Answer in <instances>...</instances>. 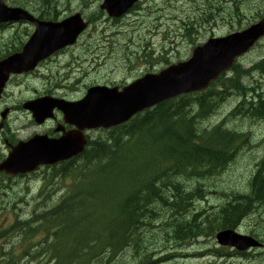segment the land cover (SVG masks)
<instances>
[{
  "label": "trees",
  "instance_id": "obj_1",
  "mask_svg": "<svg viewBox=\"0 0 264 264\" xmlns=\"http://www.w3.org/2000/svg\"><path fill=\"white\" fill-rule=\"evenodd\" d=\"M8 1L31 10L41 19L57 18L65 8L57 0ZM196 1L202 4L200 11L187 22L181 21L184 27L180 34L193 46L200 40L201 30L219 20L228 22L232 30H243L262 17L261 12L247 15L243 5L249 0ZM140 8L141 4L134 9ZM119 35L120 40H134L123 34L113 36ZM164 38L167 40L166 36ZM114 51L110 50L106 60L118 63L122 59L133 68L132 56H120ZM153 53L151 50L144 57L152 59ZM157 59L169 64L163 55ZM242 77L234 68L232 76H221L207 91L165 101L137 115L127 130H124L126 127L116 129L112 143L97 142L91 153L86 155L85 152L80 163L65 164L55 174L73 179L67 196L59 205L49 208L50 195L41 204L44 211L33 210L31 220L21 219L13 225L16 234L23 233L25 240H31V247L13 254L8 264H20L27 257L26 264H29L32 258L40 256L45 258L46 264H117V258L128 250L134 251V261L142 263L141 260L152 253L154 244L150 236L171 227L169 222L166 227L156 226L168 218L163 212L173 219L175 215L182 216L174 225L175 241L185 243L197 238L205 230L202 223H197L199 216L189 222L183 218L188 216L192 202L198 199L201 185L192 193L186 190L185 182L212 179L223 173L235 153L238 154L242 135L223 125H204L217 114L231 92L244 96L243 104L246 103L251 89L244 85ZM254 96L247 102L253 116L263 109L261 102L259 107L255 105ZM262 165L263 162L260 167ZM262 173L264 171L258 172L252 180L253 190L249 196L242 197L241 206H233L231 214L223 210L215 215L209 222L211 232L234 227L246 211L251 210L252 203L264 202ZM18 210L22 212V208Z\"/></svg>",
  "mask_w": 264,
  "mask_h": 264
},
{
  "label": "water",
  "instance_id": "obj_2",
  "mask_svg": "<svg viewBox=\"0 0 264 264\" xmlns=\"http://www.w3.org/2000/svg\"><path fill=\"white\" fill-rule=\"evenodd\" d=\"M136 1L105 0L102 9L111 17H119ZM18 21H28L36 27L25 47L26 54L23 55L29 61L33 60L34 51L39 50L41 57L73 43L86 28L79 15L57 23L42 22L22 9L7 6L5 0H0V24ZM263 35L264 20L244 32L224 38H212L205 45L195 49L189 62L173 67L163 73L164 76H147L123 92L116 89H95L78 108L92 109L99 115V121L105 122L108 119L113 125L120 124L143 108L183 93L203 90L228 69L237 56L245 53ZM16 58L8 60L5 65L17 70L19 67L16 65H19V62ZM39 140L40 138L22 145V148H16L10 158L0 166V171L17 173L16 167H24L19 172H30L42 164L57 162L77 152V145L70 138L61 139L54 147H47L45 140L38 142ZM225 237V241L229 243H235L236 239L239 241L238 236L226 232L218 236L222 244Z\"/></svg>",
  "mask_w": 264,
  "mask_h": 264
},
{
  "label": "rangeland",
  "instance_id": "obj_3",
  "mask_svg": "<svg viewBox=\"0 0 264 264\" xmlns=\"http://www.w3.org/2000/svg\"><path fill=\"white\" fill-rule=\"evenodd\" d=\"M102 1V0H100ZM98 3V2H97ZM252 4L253 1L250 2V0L248 2H245L244 4V9L247 10V15L250 16L252 15V13H254V10L252 8ZM260 4L258 2H256V6H259ZM159 7V6H158ZM157 12L156 17H159V19L157 21H155V18H149L146 20L147 22H152L149 27L143 28L142 30V35L146 36V38L148 40H151V43L153 45V47L155 48L156 52H160L162 50V36L158 35V36H151L154 31H152L151 33L150 31V27L154 26V25H160L163 27V30H165L166 28H168L169 31V37H174L172 42L177 41V37H176V31L178 29V25L175 23V20H177L180 15H183L184 13H182V10L176 11L175 13L172 12H168V11H164L161 12L159 9L155 10ZM130 19H128L129 23H135V22H139V19H141V13L138 15H131L129 17ZM16 30V27H12L8 30H5V32L2 34V36H0V41H3V39H5L7 36H12L14 35V31ZM230 26L229 24H222V23H217L216 25H213V27H206L204 30H202V35H201V42H205L208 38L210 37H218V36H224L226 35L228 32H230ZM7 41V40H6ZM186 41L182 42L180 39H178V47H180L181 49H185L186 47ZM175 44L173 43L170 47L168 48H174ZM188 54L190 53V51L187 52ZM191 55V53L189 54ZM261 55H264V41L261 43L260 47L254 51L251 54L246 55L244 58L241 59L240 62H242V64L245 67H248L250 65V63L255 62L257 60H259V57ZM110 70L105 71L103 76L106 79H117L121 76H123L124 74H118V75H111L110 74ZM261 81L262 84V78L259 75H255V77L251 80H249V82H254V81ZM264 90V89H263ZM14 91V96L17 95V89L13 88ZM238 100L237 98L233 97L229 100V102H227L225 104V106L218 112L217 114V118L224 116L225 114H227L231 108L237 104ZM242 109L244 111H248V105L243 106ZM241 109V110H242ZM258 110V108L256 109ZM248 118H250V116H248ZM232 123L230 124V127L232 126H236L237 129L239 130V132H241L242 134H250V145L253 148H250L248 146H243L241 149H238V154L235 153L232 161L228 164V166L226 167V169L223 171V176L220 178L216 179V185H222L223 186V190L224 191H229L231 188H236V189H240L242 190L246 184V181L249 177V174H253L254 169L256 167V164L260 161V158L263 156L264 154V124L258 125L253 123L251 120L249 119H244L241 117V115L236 116L232 119ZM213 122H215V120H213ZM264 175V173H262ZM207 183V182H206ZM208 184V183H207ZM261 186V184L259 185ZM5 192V191H3ZM262 193H264V186L262 187ZM20 195H22L20 193ZM214 203V204H218L221 203L222 200H218L216 198H208L207 201V205L209 203ZM34 206V204H32L31 206H29L27 208V210L32 209ZM20 207V206H19ZM206 209V204L201 202L198 203L196 205V209ZM2 207H0V211H1ZM4 215L1 214L0 212V219L3 217ZM11 214H8L7 218H10ZM9 220V219H8ZM8 220H5L8 222ZM4 224H6V222H3ZM9 224V223H8ZM1 228V227H0ZM264 231L261 229V233H263ZM164 234V233H163ZM201 242V241H200ZM13 243H17L15 240L13 241ZM165 243V242H164ZM7 244H5V249H10L9 246H6ZM216 247V244L214 241H206L201 245V248L204 249H208L210 247ZM198 250V249H196ZM196 250H191V248H188L187 251H183L182 253H193ZM0 256H1V249H0ZM166 257L163 256V260ZM208 261H212L211 259H207L204 261L203 258L200 259H194V258H186V259H181L178 262H169L168 264H206ZM209 264V262L207 263Z\"/></svg>",
  "mask_w": 264,
  "mask_h": 264
},
{
  "label": "flooded vegetation",
  "instance_id": "obj_4",
  "mask_svg": "<svg viewBox=\"0 0 264 264\" xmlns=\"http://www.w3.org/2000/svg\"><path fill=\"white\" fill-rule=\"evenodd\" d=\"M30 92L31 93L27 94V97L24 99L13 98L8 101L6 96H0V162L5 158L3 156L11 152V150L21 142L28 141L34 136L43 135L50 139H57L61 136L58 128H61L62 124L65 130H71V128H68L69 126L63 122V115L59 112L55 113L54 119L46 121L41 126H35L38 128L36 132H24L19 129L18 121H22V118H18L19 114L26 119H30V115L23 111L22 103L41 93L37 88H30Z\"/></svg>",
  "mask_w": 264,
  "mask_h": 264
},
{
  "label": "bare ground",
  "instance_id": "obj_5",
  "mask_svg": "<svg viewBox=\"0 0 264 264\" xmlns=\"http://www.w3.org/2000/svg\"><path fill=\"white\" fill-rule=\"evenodd\" d=\"M223 127V126H222ZM235 133V132H234ZM163 158V157H162ZM246 197V196H245Z\"/></svg>",
  "mask_w": 264,
  "mask_h": 264
}]
</instances>
